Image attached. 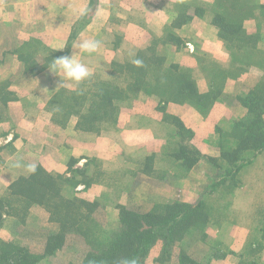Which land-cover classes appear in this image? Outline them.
<instances>
[{"label": "rangeland", "instance_id": "1", "mask_svg": "<svg viewBox=\"0 0 264 264\" xmlns=\"http://www.w3.org/2000/svg\"><path fill=\"white\" fill-rule=\"evenodd\" d=\"M119 1L121 21L115 22L113 13L110 23L101 17L104 23L99 31L96 21L101 0H0V246L7 242L33 254L43 253L47 237L61 229L59 219L53 220L51 214L52 208L62 206L56 194L48 190L55 187L69 200L77 199L75 207L80 211L70 210L71 217L78 221L75 227L87 223L80 218L86 209L78 201L96 203L92 218L98 226L87 225L97 229L96 236L117 230L122 206L145 212L159 210L168 201L194 204L204 200L211 213L203 227L205 237L197 235L188 240L187 253L205 262L211 255L228 252L231 241L244 235L252 243L247 242L235 253L237 263L255 264L264 247V149L253 153L241 166L236 186L227 187L228 183L219 185L226 163L217 147L219 141L226 143L230 122L245 115L247 108L238 117L216 112L209 126L207 117L215 103L227 100L222 95L227 75L212 56L197 54L199 71L207 84V89L200 92L196 72L181 64L193 55L177 33L188 23L180 24V20L191 4L167 6L173 16L178 11L177 18L155 22V30L161 34L146 37L137 36L145 30L138 22L126 19L130 0ZM195 1L193 11L198 8L212 17L217 3L224 8L223 24L241 22V29L230 32L231 41L221 38L231 53L234 75L240 76L244 69L257 72L253 66L264 70V36L246 33L250 19L255 18L253 7L258 0ZM81 7L87 8L86 14H77ZM259 15L256 21L260 30L264 13ZM89 24L97 26L93 38L101 42L91 55L78 47L82 40L89 39L82 34ZM20 30L32 35L17 37ZM65 55H74L94 74L79 85H60L63 77L51 73L48 67L53 59ZM134 60L141 64L136 65ZM241 62L251 67L238 66ZM170 64L195 80L200 94H217L216 99L201 105L169 100L165 96V67ZM261 68L258 83L264 84ZM258 83L244 93L243 100L256 97L253 92ZM106 88L111 96L109 105L101 99ZM262 88L263 100L264 85ZM262 100L257 112L264 106ZM181 109H194L203 121L207 120L192 128L178 117ZM166 113L179 118L191 134L182 133ZM180 146L196 152L193 166L186 167L182 159L175 158ZM30 163L37 165L34 180L42 173L55 179L50 187L35 183L38 202L29 199L26 183L11 188L14 181L31 175L24 167ZM13 189L22 192L16 194ZM46 190L42 199L40 194ZM68 230L62 249L33 264L79 263L86 245L73 231L75 228ZM161 251L162 242L157 241L143 264H178L177 247L168 261L160 260ZM223 258H211L210 264H221Z\"/></svg>", "mask_w": 264, "mask_h": 264}, {"label": "trees", "instance_id": "2", "mask_svg": "<svg viewBox=\"0 0 264 264\" xmlns=\"http://www.w3.org/2000/svg\"><path fill=\"white\" fill-rule=\"evenodd\" d=\"M216 8L217 11L210 20L211 24L217 27L221 38L231 41L230 32L241 29L242 24L238 21L235 22L236 24H223L222 11L224 8L218 7L217 3ZM194 13L202 16L204 12L197 8ZM184 17L183 20H180V24L191 19L190 15ZM165 72V78L167 79L165 96L169 100L194 101L197 105H201L203 101L216 99L217 94L212 97L208 94H200L195 80L182 72L176 65H168V67H165ZM263 85L258 83L254 89L255 98L250 96L248 100L242 101L247 108L246 114L230 122L226 131V143L219 141L217 144L220 156L226 163L224 176L219 181V185L228 183L227 187L230 185L235 187L236 173L241 166L251 160L253 153L264 149V106L259 112L256 110L257 107H261L258 102L262 100ZM108 91L106 88L101 94V99L106 105L111 102ZM115 95H118V92ZM262 104L264 105V98ZM165 117L171 119L182 130V133L185 131L191 134L176 116L166 113ZM217 132L218 135L222 134L220 130ZM250 152L252 154H249ZM174 156L179 160L182 159L186 167L193 166L197 161L196 152L185 146H180ZM35 176L36 173H31L28 178L21 177L11 184V188L19 187L21 182L26 183L25 192L29 195V199L38 202L37 195L39 192H36L35 183L38 182L45 187H50L55 184V179L45 173H42L41 178L37 180L33 179ZM48 190L52 194L55 193L60 203H62V206L60 205L57 209L52 208L53 210H51L53 220L54 218L59 219L61 223L60 231L47 237L42 254H33L20 246L4 242L0 246V264H33L44 256L53 254L56 250L63 248L68 239V229L71 227L75 228L73 231H76L82 237L86 250L79 263L70 264H116L117 260L125 257L137 260L138 264H143L149 250L157 241L162 242L161 261H168L172 251L177 247L176 260L178 264H210L211 258H223L228 253L213 248V251L215 249L221 254L219 256L211 255V258L208 257L205 262L197 261L187 253L186 242L188 240L194 239L197 235L202 238L205 237V232L202 231L203 227L209 223L211 213L204 200H199L194 204L177 200L168 201L159 210L153 209L145 212L122 206L119 212L117 230L106 232L103 236H96L97 229H91L90 226H87L89 223H92L95 227L98 226L92 218L96 203L85 200L78 201V203L85 206V213L80 214V218H83V221L87 223H81L78 227H75L78 221L74 215L71 217L70 210L74 212L75 208L80 211V207H75L77 199L75 201L74 199L69 200L70 198L63 196L61 191L58 188L55 189V187ZM48 190L40 194L42 199L46 197ZM12 192L20 194L22 190L13 189ZM42 199L40 198L39 202H42Z\"/></svg>", "mask_w": 264, "mask_h": 264}, {"label": "crops", "instance_id": "3", "mask_svg": "<svg viewBox=\"0 0 264 264\" xmlns=\"http://www.w3.org/2000/svg\"><path fill=\"white\" fill-rule=\"evenodd\" d=\"M89 1V0H87ZM100 4V14L99 19H97L96 24L98 25V30L100 31L102 23H104V20L102 18H105V21H108L110 23L111 14L114 15L115 22H120L122 15V2L119 0H105L107 2H104ZM113 1L114 5H112L110 2ZM202 1V0H197ZM215 0H204V2L212 4ZM181 2L187 3L188 5L191 4V8L187 11V15L191 16V19L188 21V23L183 24L178 30V35L182 38V40L185 42V45L190 52V54H193L190 61L181 63L184 64L187 67H190L194 70L197 80V85L200 92H203L207 89V84L204 79V75L199 70L201 69L199 62L197 61V54H207L212 56L221 66V69L225 72L223 75H227V77L224 79V82H222L223 85V97L226 96L227 100L230 102L224 101V99H220L213 108L211 109L210 115L207 117L210 121L212 118V115L216 114V112H220L219 115L224 114L226 117H238L240 115H243L244 112H246V108L241 102V99L243 100L244 93L249 91L253 86H255L260 81V66L257 68L254 67L253 69L257 72H249L245 69L243 70V73L240 76H235L233 73L234 66L232 62V57L230 51L227 49V46L225 42L221 39L219 36V31L216 26L211 24V16H208L207 14L197 15L193 11V7L196 6L195 0H130L127 8V17L126 19H129L131 21L138 22V26L140 28H144V32H140L137 34V36H143L146 37L160 35V32H157L155 29V22H166L171 21L172 19L177 18L178 11L173 16L170 12L168 7L177 6ZM87 2H85L86 4ZM112 6V7H111ZM112 9V12H111ZM196 9V8H195ZM253 12L255 13V18L250 19L251 23L247 26V34L248 35H259L264 36V18L261 20V29L259 30L257 28V21H259V14L264 13V0H258L257 4L253 7ZM171 14V15H169ZM102 17V18H101ZM102 19V20H101ZM75 21V20H74ZM73 23V21L71 22ZM110 26V25H109ZM116 26V25H113ZM135 27L137 25H134ZM97 26L89 24L85 30L83 31L84 37L93 38L97 33ZM19 35L17 37H22V35L26 34L25 31H19ZM26 35H32V34H26ZM62 35V34H61ZM64 35V33H63ZM99 36L100 33H99ZM24 39V38H23ZM23 41V40H22ZM258 44H255L258 47ZM240 67H251L250 64L242 63L237 64ZM262 69V68H261ZM202 70V69H201ZM238 70H240L238 68ZM263 70V69H262ZM264 72V70H263ZM264 77V73L262 74ZM262 77V78H263ZM228 96V97H227ZM177 114L178 117L188 126L195 128L196 124L202 123V117L193 109L184 110L181 109L178 111ZM237 112V113H236ZM175 113V112H172ZM207 120V119H206ZM205 120V121H206ZM203 121V122H205ZM213 120L209 123V126L211 127L213 125ZM249 240H247V237L242 235V237L235 238L231 241L229 245V251L227 255L221 260V264H238L237 263V255L238 252L247 244ZM252 243V242H248ZM151 253V252H150ZM253 259V258H252ZM255 259V258H254ZM255 264H264V247L260 250L256 257Z\"/></svg>", "mask_w": 264, "mask_h": 264}, {"label": "clouds", "instance_id": "4", "mask_svg": "<svg viewBox=\"0 0 264 264\" xmlns=\"http://www.w3.org/2000/svg\"><path fill=\"white\" fill-rule=\"evenodd\" d=\"M87 12V8L81 7L77 10L78 15H84ZM100 40L98 39H85L80 42L78 45L79 49L82 53H87L89 55L94 54L97 52V50L100 47ZM133 63L136 65H140V60H134ZM49 71L56 76H61L63 79H61L60 85H65L66 82H71L73 84L79 85L81 82L89 79L94 73L92 69L82 62L81 60H78L74 57V55L68 56H61L59 58L53 59L52 63L48 67ZM17 167L20 165L17 163ZM26 171L28 173H35L37 169V165L35 163H30L27 165H24ZM116 264H138L137 260L130 259V258H120L116 261Z\"/></svg>", "mask_w": 264, "mask_h": 264}]
</instances>
